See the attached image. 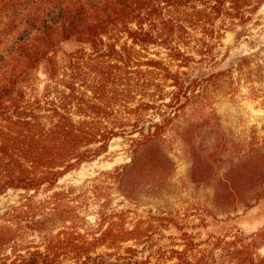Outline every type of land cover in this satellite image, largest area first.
I'll list each match as a JSON object with an SVG mask.
<instances>
[{
  "label": "trees",
  "instance_id": "obj_1",
  "mask_svg": "<svg viewBox=\"0 0 264 264\" xmlns=\"http://www.w3.org/2000/svg\"><path fill=\"white\" fill-rule=\"evenodd\" d=\"M255 1L0 0V197L47 195L11 209L26 215L39 245L16 242L18 222L3 217L0 249L10 253L0 264H209L192 254L224 243L230 231L202 239L160 215L129 230L132 191L152 186L149 178L159 183L173 166L164 136L203 98L204 83L216 86L225 75L216 71L217 40L237 27V38L249 36L246 23L263 2ZM220 18L232 26L216 28ZM197 29L211 40L189 42ZM118 137L128 144V164L102 172L106 182L57 191L67 174L107 156ZM110 186L125 196V209L102 200Z\"/></svg>",
  "mask_w": 264,
  "mask_h": 264
},
{
  "label": "rangeland",
  "instance_id": "obj_2",
  "mask_svg": "<svg viewBox=\"0 0 264 264\" xmlns=\"http://www.w3.org/2000/svg\"><path fill=\"white\" fill-rule=\"evenodd\" d=\"M261 1L259 12L246 23L249 36L237 38L236 34L241 31L237 27L234 31H223L217 40L216 71L225 75L216 86L204 83L203 98L194 99L181 111L175 128L164 136V153L173 166L159 183L149 178L152 186L132 191L129 230L139 219L160 215L169 218L182 231L193 229L196 234H202V239L215 231L231 232L219 246L198 248L191 256L192 261L208 256L209 264H263L264 0ZM257 3L258 0L252 6ZM213 23L216 28L232 26L230 20L223 18ZM206 38L211 40L197 29L190 33L188 41L196 43ZM75 48V45H69L66 50ZM161 57H167L165 51L161 52ZM239 65L241 71L230 74ZM173 69L176 71L177 68ZM127 149L125 138H115L107 156L67 174L59 182L57 191L83 185L90 187L99 177L100 181L106 182L107 177L100 175L102 172L130 162ZM104 194L107 197L102 200H108L112 208H126L121 204L126 198L116 186H110ZM46 196L40 194L27 201L30 196L25 192L9 191L0 197V224L8 223L5 222L7 218L18 222V227L9 222L17 230L16 242L35 247L41 239L29 228L31 224L27 225L26 215L15 214L11 209H19L27 202L35 207V203ZM90 203L91 210L98 208L97 203L92 200ZM9 212L12 214L8 215ZM3 217H6L4 221ZM88 219L90 222L95 220L93 214ZM230 226L235 229L230 230ZM106 252L109 251L100 249L97 253ZM9 253V249H0V257Z\"/></svg>",
  "mask_w": 264,
  "mask_h": 264
}]
</instances>
